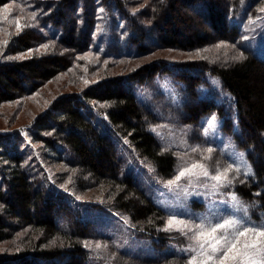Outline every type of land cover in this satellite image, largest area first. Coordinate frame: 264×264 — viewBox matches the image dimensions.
<instances>
[{
    "label": "trees",
    "instance_id": "16d2710c",
    "mask_svg": "<svg viewBox=\"0 0 264 264\" xmlns=\"http://www.w3.org/2000/svg\"><path fill=\"white\" fill-rule=\"evenodd\" d=\"M10 1L0 0V7ZM97 2L102 13L95 9ZM190 11L202 14L207 26L193 21ZM263 20L264 0H60L40 21L52 33L29 26L16 34L10 55L37 50L45 41L51 44L31 58L0 63V109L16 102L24 108V100L42 96L62 75L67 91L24 123L31 124L32 145L19 132L0 134V264H188L178 254L135 262L120 251L108 254L94 245L95 239L106 241L107 235L96 229L104 225V216L115 218L114 213L125 218L133 236L148 238L158 251L182 239H172L161 229L166 213L150 198L130 163L141 161L157 181L175 174L177 158L162 149L153 130L158 120L138 97L139 88L161 76L182 84L195 101L185 105L190 114L185 122L198 123L208 113L225 117L224 132L246 152L253 170V177L237 191L264 211V57L251 46L264 40ZM95 23L109 34H93ZM154 25L162 41L154 47L191 56L164 54L138 66L136 61L153 49L146 40L152 39ZM249 27L256 29L248 35ZM241 40L239 58L226 60L215 52L221 43ZM102 44L108 52L92 65L98 78L94 82L90 71H78L77 57ZM212 76L230 97L234 116L213 99L199 98ZM48 151L58 156H48ZM40 159L53 169L69 168L71 187L60 173L49 176ZM94 190L92 201L84 203L82 196ZM66 191L81 201H73Z\"/></svg>",
    "mask_w": 264,
    "mask_h": 264
},
{
    "label": "rangeland",
    "instance_id": "374dc122",
    "mask_svg": "<svg viewBox=\"0 0 264 264\" xmlns=\"http://www.w3.org/2000/svg\"><path fill=\"white\" fill-rule=\"evenodd\" d=\"M56 1L60 0H11L8 4L0 7V63L28 59L50 47L51 42L45 41L38 45L37 50L33 48L18 55L8 54L12 38L20 31L29 29V26L32 28L39 27L47 34L48 32L52 33L51 27L43 23L41 25L40 21L55 7ZM5 7L8 9L6 12L3 11ZM95 9L99 13L103 12L99 2H97ZM80 10L82 8L78 9V14H80ZM68 12L75 16V13ZM189 15L192 16L193 21L196 20L207 26V20L202 14L190 11ZM143 16L142 19L150 18L148 15H146L147 17ZM117 19L118 22H122L119 16H117ZM147 20L149 21V19ZM17 21L19 22V28L17 27ZM249 21L251 23L253 20L249 19ZM263 22L264 20L261 23ZM151 29L152 39H147L146 45L153 49L148 52V56L136 61L138 66L142 63L154 62L164 54H169L170 58L175 57L178 59L191 56V54L182 51L166 53L168 52L166 49L162 50L154 47V44L161 46L162 41L159 39V31L156 25ZM255 29L256 27L247 28L246 34L249 35V31L255 32ZM109 32L95 23L93 34H96L97 37H99V34L106 35ZM100 39L105 38L101 37ZM244 39H246L245 36ZM243 40L240 41V44L238 42L235 44L221 43L215 52L226 60L229 59L228 57L239 58L242 56ZM251 46L258 55L264 57L263 39L258 40ZM93 47L92 50L78 55L77 68L81 63L78 71H84L86 74H89L90 71V77L94 78V82H96L98 78L97 75L93 76L94 72H91L92 65L95 64L94 62H98L99 54L108 51L105 50L103 44L102 46L97 45L99 50ZM119 52L120 49L116 50L114 54ZM87 66L90 67V70ZM66 83V78L62 75V78L57 82L48 84L43 90L42 96L36 95L33 97L34 99L30 98L32 102L28 99L24 100V108H20V102L5 104L0 109V134L8 136L13 132H19L27 140L26 143L32 145L28 137L31 124L26 126L24 123L30 121L31 118L34 119V116L43 111L48 104H51L58 97L57 95L67 91V88H65ZM209 83L208 86L201 89L199 98L213 99L212 101L219 106L225 107L227 115L232 114L234 116L233 109H230L228 103L230 97L224 93L219 78L212 76L209 78ZM138 97L140 102L149 107L155 119L158 120L153 130L162 144V149L173 152L177 158L175 174L169 180H173L182 168H190L193 164H200L204 167L203 169L197 167L193 170L196 174L182 177L177 186L169 188L166 186L169 180L157 181L149 177V170L141 161L130 160L136 170L138 180L145 187L150 198L166 213L161 229L169 233L172 239L175 237L182 239L172 241L166 249L158 251L148 238L133 236L128 231L130 226L125 218L118 213H114L117 220L106 215L103 220L104 225L96 229L98 233L107 235L106 241L95 239L94 245H100L99 248H102L108 254L110 252L117 254V251H120L128 259L136 260L135 262L159 261L173 254L184 256L189 262V259L194 255L190 251V247L195 246L194 241L191 239L193 233L186 229L183 232L177 231L176 228L179 225H174L171 229L165 230L170 218L184 221L190 225L202 222L208 223L209 221L215 224L222 222L225 218H232L238 220L242 227L264 228V211L260 209V205L257 202L247 201L237 191L238 186L249 182L248 180L253 177V170L246 152L236 145L233 136L224 132L225 117H221L217 113H208L198 123L185 122L184 119L190 118L186 108L195 101L189 99L183 85L178 84L170 76H161L153 84L139 88ZM213 117L215 118L214 126L210 128L209 122ZM37 149L38 145L33 146L36 156L38 155ZM208 149H211V151H208ZM48 152V156H58L53 151ZM124 154L126 155V152ZM40 161L42 160L40 159ZM43 164V168L47 170L46 173L49 176L53 171L55 172L53 174L60 173L61 179L66 178L64 184L71 187L72 178H70L69 168L58 166V168L53 169L48 162L44 161ZM229 165H231L232 170L227 172V180L218 182L211 178L223 173ZM237 168H239V171H236ZM204 170H207V176L201 174ZM246 171L249 173L248 175H244ZM96 192L95 190L89 191L87 195L82 196V198H86L84 203H90L92 201L91 197ZM65 193L71 196L73 201H81L80 197L73 196L70 191ZM233 197H235V200ZM94 202L96 203V201L92 203ZM249 238L252 239V237ZM119 258L122 259L120 256Z\"/></svg>",
    "mask_w": 264,
    "mask_h": 264
},
{
    "label": "snow or ice",
    "instance_id": "6c2138e0",
    "mask_svg": "<svg viewBox=\"0 0 264 264\" xmlns=\"http://www.w3.org/2000/svg\"><path fill=\"white\" fill-rule=\"evenodd\" d=\"M3 11H8L7 7ZM16 23L19 28V22ZM214 122L213 117L209 122L210 128L214 126ZM197 167L203 169L204 166L193 164L190 168H182L173 180L167 181L166 186L169 188L177 186L182 177L196 174L193 170ZM231 170L232 167L229 165L223 173L211 178L218 182L227 180V172ZM236 171H239V168ZM201 174L207 176L208 172L204 170ZM248 174L247 171L244 173V175ZM233 199L235 200V197ZM174 225H179L177 231L183 232L186 229L193 233L191 239L195 246L190 247V251L194 255L189 259L188 264H210V262L211 264H230V262L231 264H264V228L242 227L238 220L232 218H225L215 224L209 221L196 225L170 218L165 230L171 229ZM96 247L99 248L100 245Z\"/></svg>",
    "mask_w": 264,
    "mask_h": 264
}]
</instances>
